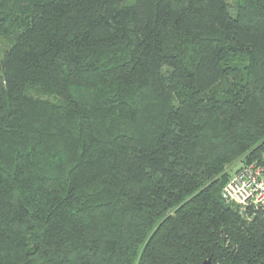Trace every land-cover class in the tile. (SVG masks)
<instances>
[{
	"label": "trees",
	"instance_id": "obj_1",
	"mask_svg": "<svg viewBox=\"0 0 264 264\" xmlns=\"http://www.w3.org/2000/svg\"><path fill=\"white\" fill-rule=\"evenodd\" d=\"M263 153L264 0H0V264H264Z\"/></svg>",
	"mask_w": 264,
	"mask_h": 264
},
{
	"label": "built area",
	"instance_id": "obj_2",
	"mask_svg": "<svg viewBox=\"0 0 264 264\" xmlns=\"http://www.w3.org/2000/svg\"><path fill=\"white\" fill-rule=\"evenodd\" d=\"M222 198L240 214L248 209L264 212V153L260 160L241 163L222 189Z\"/></svg>",
	"mask_w": 264,
	"mask_h": 264
},
{
	"label": "water",
	"instance_id": "obj_3",
	"mask_svg": "<svg viewBox=\"0 0 264 264\" xmlns=\"http://www.w3.org/2000/svg\"><path fill=\"white\" fill-rule=\"evenodd\" d=\"M202 264H211L210 260H205Z\"/></svg>",
	"mask_w": 264,
	"mask_h": 264
},
{
	"label": "rangeland",
	"instance_id": "obj_4",
	"mask_svg": "<svg viewBox=\"0 0 264 264\" xmlns=\"http://www.w3.org/2000/svg\"><path fill=\"white\" fill-rule=\"evenodd\" d=\"M231 2L233 1V0H230ZM241 162V161H240ZM240 162H238L237 164L235 163V166L236 167H239V164H240ZM245 163V162H244ZM234 173V172H233Z\"/></svg>",
	"mask_w": 264,
	"mask_h": 264
}]
</instances>
